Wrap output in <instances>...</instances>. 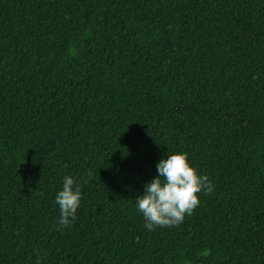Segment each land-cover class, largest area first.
<instances>
[{
    "label": "trees",
    "instance_id": "16d2710c",
    "mask_svg": "<svg viewBox=\"0 0 264 264\" xmlns=\"http://www.w3.org/2000/svg\"><path fill=\"white\" fill-rule=\"evenodd\" d=\"M180 151L214 190L148 230ZM0 264H264V0H0Z\"/></svg>",
    "mask_w": 264,
    "mask_h": 264
},
{
    "label": "clouds",
    "instance_id": "9594fccd",
    "mask_svg": "<svg viewBox=\"0 0 264 264\" xmlns=\"http://www.w3.org/2000/svg\"><path fill=\"white\" fill-rule=\"evenodd\" d=\"M156 168L158 176L146 183L144 194L135 199L148 230L179 226L200 206V194L208 195L214 190L208 176L199 174L192 166L187 152L162 158ZM82 198L79 181L65 176L55 201L60 210L57 230L72 225Z\"/></svg>",
    "mask_w": 264,
    "mask_h": 264
}]
</instances>
